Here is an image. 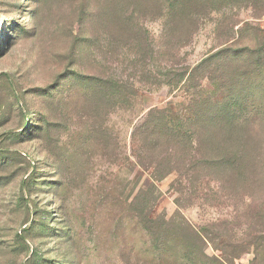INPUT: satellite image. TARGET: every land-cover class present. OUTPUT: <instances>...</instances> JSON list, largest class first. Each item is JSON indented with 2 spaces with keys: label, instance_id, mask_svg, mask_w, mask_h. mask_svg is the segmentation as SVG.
Segmentation results:
<instances>
[{
  "label": "rangeland",
  "instance_id": "obj_1",
  "mask_svg": "<svg viewBox=\"0 0 264 264\" xmlns=\"http://www.w3.org/2000/svg\"><path fill=\"white\" fill-rule=\"evenodd\" d=\"M251 5L0 0V264H264ZM151 110L188 119L185 162L146 150Z\"/></svg>",
  "mask_w": 264,
  "mask_h": 264
},
{
  "label": "trees",
  "instance_id": "obj_2",
  "mask_svg": "<svg viewBox=\"0 0 264 264\" xmlns=\"http://www.w3.org/2000/svg\"><path fill=\"white\" fill-rule=\"evenodd\" d=\"M197 5L207 8L209 6H221L228 5L230 2L235 4L239 2H250L251 6L258 10L262 8L261 3L264 0H192ZM262 50L261 46L257 45L255 48L243 47L242 50L224 48L216 53L217 56H227L232 58H237L241 54L246 53L247 56H254L257 52ZM214 57V56H213ZM202 68V65L199 68ZM167 110H151L147 116V122L143 125L142 136L146 142L145 148L147 151L152 152L157 148H162L165 145L164 153L168 150V154L161 156L162 161L171 162L175 157L178 159L184 157V162L186 157L189 156L192 150V131H189L188 119L182 120L178 119L174 123L171 121V117L168 114ZM177 159V160H178ZM176 161V160H175ZM161 164L157 163V167H160Z\"/></svg>",
  "mask_w": 264,
  "mask_h": 264
}]
</instances>
